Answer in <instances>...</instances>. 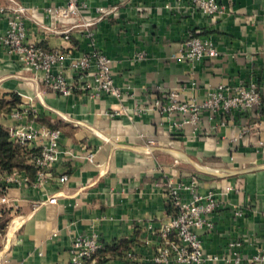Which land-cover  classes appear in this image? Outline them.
Segmentation results:
<instances>
[{
    "label": "crops",
    "instance_id": "0c3cea01",
    "mask_svg": "<svg viewBox=\"0 0 264 264\" xmlns=\"http://www.w3.org/2000/svg\"><path fill=\"white\" fill-rule=\"evenodd\" d=\"M218 1L226 8L215 17L188 0H85L76 14L62 17L48 8L66 0H0V98L17 99L9 111L0 110V125L32 121L59 128L51 168L67 174L65 181L50 179L44 187L0 191V264H69L72 239L91 231L103 243L95 264H149L157 227L176 211L166 181L193 177L200 192L232 186L212 215L213 226L199 231L204 252L218 257L206 264H233L226 258L235 255L240 264H251L247 258L264 245V0ZM17 5L26 38L43 49L108 56L121 96H91L85 87L91 77L69 68L70 93L47 89L41 72L25 68L1 41ZM190 33L211 38L217 54L177 60ZM239 81L257 84L259 114L247 109L210 117L204 111L195 133L179 122L180 114L153 104L156 98L166 102L171 90L178 100L200 99L219 83ZM23 103L36 113L10 117ZM116 109L126 114L110 115ZM28 165L20 170L31 181L35 172ZM52 193L56 201L45 200ZM233 204L242 206L241 215ZM232 239L241 245L229 250ZM128 251L132 260L123 258Z\"/></svg>",
    "mask_w": 264,
    "mask_h": 264
},
{
    "label": "built area",
    "instance_id": "2783aa9c",
    "mask_svg": "<svg viewBox=\"0 0 264 264\" xmlns=\"http://www.w3.org/2000/svg\"><path fill=\"white\" fill-rule=\"evenodd\" d=\"M85 0H66L65 4L50 7V12L57 11L62 17L76 14L81 7H85ZM188 3L210 17L222 14L226 6L218 0H188ZM3 7L0 6V12ZM23 8L17 5L9 15L7 29L1 37L2 43L8 50L15 54L25 68L40 71V79L44 86L52 91L68 94L72 91V85L67 80V68L75 71L79 77L90 76L85 82L91 96L102 94L119 98L121 88L113 82L111 75V59L101 51L84 52L77 57L72 56V50L57 47L51 51L43 49L35 41L26 38L24 21L20 17ZM64 31V37H68ZM217 50L214 41L209 37L189 34L183 41L177 53V60L190 62L197 61L204 56H214ZM68 59V65L64 67V60ZM40 97V96H39ZM167 101L162 102L156 98L153 104L162 112L178 113L181 115V124L189 123L192 132L199 127L200 116L208 111L210 117L221 113L224 115L232 110H254L259 114L262 104L261 95L257 84L253 81H239L234 84L219 83L213 89H209L206 95L200 99L190 97L178 100L174 90L166 94ZM140 108L139 110H142ZM36 113V109L30 103H23L13 108L10 117L22 120ZM126 114L118 109L110 112V115ZM175 123V122H174ZM9 139L22 146H37V150L31 152L27 161L34 169V178L30 181L18 168L11 171L0 170V191H5L10 185L31 184L33 187H44L50 179L63 182L67 174H56L51 166L58 158L60 129L41 125L36 127L32 121L16 123L7 127ZM107 139V138H106ZM152 142V139L149 140ZM86 157L93 158V152H88ZM197 179L172 183L166 181L168 199L175 207V213L169 214L156 229L157 242L155 253L150 258L149 264H206L208 260H215L216 255H208L204 252L199 231L213 226L212 215L214 211L226 203L225 194L232 188L228 185L225 189L200 192L197 187ZM183 193H188L185 199ZM57 193L47 195L45 200L55 202ZM235 215H241V205L233 204ZM103 245L99 235L95 231L86 234H77L72 239L70 247L69 264H93L96 261V252ZM241 245L239 239L228 242V249L232 250ZM235 253V252H234ZM135 256L131 251L123 255L125 260H132ZM220 257V256H219ZM223 258V255L221 256ZM230 260L233 264H240L241 258L235 255ZM251 264H264V245L258 248L247 258Z\"/></svg>",
    "mask_w": 264,
    "mask_h": 264
},
{
    "label": "trees",
    "instance_id": "16d2710c",
    "mask_svg": "<svg viewBox=\"0 0 264 264\" xmlns=\"http://www.w3.org/2000/svg\"><path fill=\"white\" fill-rule=\"evenodd\" d=\"M16 100V98L10 101L0 98V110L9 111ZM20 150L21 153L19 154ZM31 152L33 151L27 146L19 145L10 140L7 128L0 125V170L11 171L14 168H28L29 165L26 160Z\"/></svg>",
    "mask_w": 264,
    "mask_h": 264
}]
</instances>
